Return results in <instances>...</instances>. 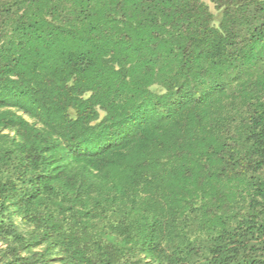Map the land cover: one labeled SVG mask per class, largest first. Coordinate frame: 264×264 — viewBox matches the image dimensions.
<instances>
[{"label":"trees","instance_id":"obj_1","mask_svg":"<svg viewBox=\"0 0 264 264\" xmlns=\"http://www.w3.org/2000/svg\"><path fill=\"white\" fill-rule=\"evenodd\" d=\"M0 0V264H264V0Z\"/></svg>","mask_w":264,"mask_h":264},{"label":"rangeland","instance_id":"obj_2","mask_svg":"<svg viewBox=\"0 0 264 264\" xmlns=\"http://www.w3.org/2000/svg\"><path fill=\"white\" fill-rule=\"evenodd\" d=\"M201 1L204 2L205 4L209 5L212 8V6L210 4V0H201Z\"/></svg>","mask_w":264,"mask_h":264}]
</instances>
